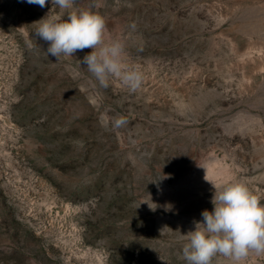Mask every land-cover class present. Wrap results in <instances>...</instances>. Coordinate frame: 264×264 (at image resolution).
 <instances>
[{
	"label": "rangeland",
	"instance_id": "374dc122",
	"mask_svg": "<svg viewBox=\"0 0 264 264\" xmlns=\"http://www.w3.org/2000/svg\"><path fill=\"white\" fill-rule=\"evenodd\" d=\"M75 7L103 16L142 87L100 86L91 49L48 56L34 23L51 0H0V264H185L213 184L264 203V0Z\"/></svg>",
	"mask_w": 264,
	"mask_h": 264
},
{
	"label": "clouds",
	"instance_id": "9594fccd",
	"mask_svg": "<svg viewBox=\"0 0 264 264\" xmlns=\"http://www.w3.org/2000/svg\"><path fill=\"white\" fill-rule=\"evenodd\" d=\"M27 2L43 8L47 0ZM51 4L50 11L34 23L35 37L47 43L48 56L58 60L91 49L79 62L100 86L106 88L115 79L132 93L142 87V71L122 61L123 45L105 42L103 16L76 8V0H51ZM126 123L122 116L112 120L114 128ZM213 186V210H203L202 220L193 222L194 230L181 234L185 243L180 258L185 264H221L220 258L228 264H244L250 255H264V203L244 180Z\"/></svg>",
	"mask_w": 264,
	"mask_h": 264
}]
</instances>
